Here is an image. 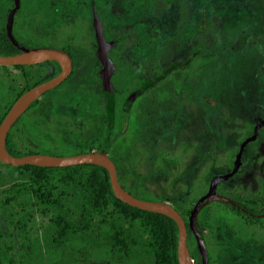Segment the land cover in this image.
<instances>
[{
  "label": "flooded vegetation",
  "instance_id": "obj_1",
  "mask_svg": "<svg viewBox=\"0 0 264 264\" xmlns=\"http://www.w3.org/2000/svg\"><path fill=\"white\" fill-rule=\"evenodd\" d=\"M104 42L112 69L111 114L99 55ZM23 49L59 50L68 56L70 72L12 124L7 151L14 157L105 151L125 190L178 211L193 264L202 256L190 212L216 176L232 173L242 144L256 133L237 170L216 184L217 198L198 213L196 227L208 264H264V175H239L247 144L264 127V79L261 111L251 114L244 133L246 90L242 70H233V61L240 67L249 60L264 75V0H0V56ZM63 69L54 58L0 64V123L21 95ZM223 73L235 94L231 100L211 93L221 89ZM146 185L176 190L178 198L152 195ZM193 191L198 197H189ZM218 204L230 226L240 228L226 239L230 246L224 239L211 242L200 223L202 211L213 205L218 211ZM33 219L46 221L37 214ZM0 224L8 234L5 215ZM241 242L246 245L239 248Z\"/></svg>",
  "mask_w": 264,
  "mask_h": 264
},
{
  "label": "trees",
  "instance_id": "obj_2",
  "mask_svg": "<svg viewBox=\"0 0 264 264\" xmlns=\"http://www.w3.org/2000/svg\"><path fill=\"white\" fill-rule=\"evenodd\" d=\"M0 164V264H179L176 222L118 199L105 168Z\"/></svg>",
  "mask_w": 264,
  "mask_h": 264
},
{
  "label": "water",
  "instance_id": "obj_3",
  "mask_svg": "<svg viewBox=\"0 0 264 264\" xmlns=\"http://www.w3.org/2000/svg\"><path fill=\"white\" fill-rule=\"evenodd\" d=\"M108 44L104 42V45H101L99 48V55L104 62V70L102 76L104 79V90L108 98V112L111 114L113 110V94L112 86L109 81V76L111 74V63L107 58V49ZM54 58L63 64V71L57 75L55 78L50 79L46 82H43L30 90L26 91L19 99L13 104L6 116L0 123V161L9 164L12 166H21L25 164L43 166V167H66L73 165H83V164H95L104 167L109 174L110 184L114 195L120 199L122 202L129 204L133 207L147 210L150 212H155L163 214L170 217L176 222L178 228V238H177V258L179 264H193L189 251L186 244L187 232L186 225L178 213V211L169 203L164 201H154L141 199L127 190H125L119 183L117 178V172L114 163L107 156L105 151L99 153H81L72 156H52V155H42V154H32L21 157L12 156L6 149L5 141L6 136L11 128L12 124L17 120V118L26 110V108L38 98L43 92L55 87L63 79L67 77L70 72V61L68 56L55 49H23V53L15 56H0V64H31L45 59ZM262 125V124H260ZM258 125L257 128L260 126ZM256 136V133L247 139L241 146V150L237 156L235 167L232 173H234L239 164L240 155L245 144L253 140ZM231 173V174H232ZM216 176L211 182L210 188L205 195H203L196 202L192 208L189 215V226L193 233L195 234L198 248L202 256L201 264H208L207 250L204 244L202 237L196 227V217L198 213L203 209L212 199L217 198L215 192L216 184L223 179H226L229 175Z\"/></svg>",
  "mask_w": 264,
  "mask_h": 264
},
{
  "label": "rangeland",
  "instance_id": "obj_4",
  "mask_svg": "<svg viewBox=\"0 0 264 264\" xmlns=\"http://www.w3.org/2000/svg\"><path fill=\"white\" fill-rule=\"evenodd\" d=\"M207 1L203 2L201 1V5H205ZM130 3H121V8L129 7ZM141 5H143V0H141ZM161 10V9H155ZM157 14L160 15V11H157ZM204 53V51H202ZM201 53V56H202ZM202 60V58H201ZM240 60L233 61V70L234 71H241V76L243 80V87L245 86V103L242 107V110L245 111V120L243 123V132H248L250 130L249 124H252V122H249L251 114H255V116H258V114L261 111L262 108V99L263 96L261 94V90L263 88V79L264 75L261 73V71L257 72V68H260L259 65H255V63L245 60L242 63V66L239 63ZM236 73V72H235ZM223 77L219 81L221 83V89L218 91H211L212 95L217 97L218 100H223V98L232 99L235 97V94L232 91L227 90V87L229 85V79L225 77V74H222ZM237 76V73H236ZM240 76V73L238 72V77ZM240 80V81H242ZM235 86H237L235 82ZM224 101V100H223ZM202 128L199 129V134L202 136ZM212 136V135H211ZM215 141V140H213ZM243 165L240 169L239 175L244 176L245 173L248 174L249 171H254L258 177H262L264 175V127L259 131V136L256 140L253 142H250L247 144L243 156H242ZM0 168L3 169L4 172H6V168L2 167L0 164ZM202 176V175H201ZM153 177H150V179L147 180V182H152ZM244 183H247V180L244 181ZM3 185V179L0 180V190L1 186ZM147 191H149L152 195H160L169 197V200L175 201L178 198V191L172 190L170 192L164 191L162 189H156L152 187V185H146L145 186ZM161 188V187H160ZM198 197L197 192L193 191L190 192L189 197ZM151 196H140L138 198L144 199L149 198ZM152 198V197H151ZM215 206V205H213ZM213 206L210 208H206L202 211L200 214V223L202 228L205 230L207 237L210 239L211 242L215 243V240L217 238L224 239L226 246H230V242H228L226 239L230 238L234 235L233 232H237L240 234V228L238 225H233V227L230 226V216L222 210L221 205H216L218 211H213ZM4 219V217H3ZM42 219L38 221L39 225L42 223ZM5 225V223H3ZM8 229V228H7ZM231 230V231H229ZM231 235V237H230ZM223 237V238H222ZM217 246L218 243H216ZM214 245V246H216ZM245 242H241L237 246L240 248L242 246H245ZM91 264H110L108 262H92Z\"/></svg>",
  "mask_w": 264,
  "mask_h": 264
}]
</instances>
